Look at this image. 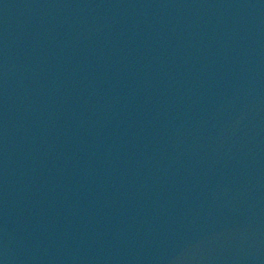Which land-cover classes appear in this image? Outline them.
<instances>
[{"label": "water", "instance_id": "95a60500", "mask_svg": "<svg viewBox=\"0 0 264 264\" xmlns=\"http://www.w3.org/2000/svg\"><path fill=\"white\" fill-rule=\"evenodd\" d=\"M0 264H264V0H0Z\"/></svg>", "mask_w": 264, "mask_h": 264}]
</instances>
